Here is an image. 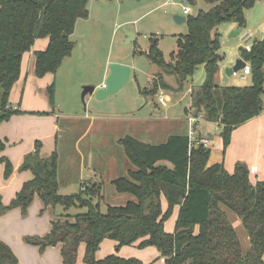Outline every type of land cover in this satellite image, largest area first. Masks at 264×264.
Here are the masks:
<instances>
[{"label": "trees", "instance_id": "obj_1", "mask_svg": "<svg viewBox=\"0 0 264 264\" xmlns=\"http://www.w3.org/2000/svg\"><path fill=\"white\" fill-rule=\"evenodd\" d=\"M89 1L0 0V124L21 112L12 108L9 97L20 77L23 54L31 50L36 39L48 37L46 49L35 52V74L42 77L55 73L74 49L71 35L77 20L89 16ZM205 1L212 7L187 15L188 32L177 37L178 49L171 53L170 60H166L157 39L146 54L162 73L174 75L182 88L197 68L204 66L206 77L199 88L192 90L191 106L195 114L218 123L226 148L235 128L264 111V37L254 41L250 49L240 51L251 65V85L220 86L216 81L222 59L217 27L229 21L244 26L245 11L257 0ZM156 82L153 94L160 84ZM48 91L50 96L54 94V83ZM6 143L0 139V152ZM120 143L133 164L127 175L112 181L117 193L133 196L125 204L109 205L103 213L100 200L104 196L99 184L89 183L77 193L60 194L58 153L41 157L42 143L36 141L35 149L24 156L20 166L21 170H31L34 177L24 182L9 204L3 203L0 194V214L15 207L26 213L35 195L45 206L61 205L65 210L76 205L87 207L85 212L75 214L73 221L68 213L61 215L64 219L53 221L45 235L25 237L40 250L62 244L64 264H76L82 242L85 264H146L115 253L97 259L95 253L105 239L115 240L117 250L136 242L140 248L154 246L166 264H264V180L253 183L245 163L237 162L233 172L223 163L208 165L210 148L191 142L188 134H172L159 144L126 135ZM0 162L5 163L4 176L8 178L13 164L7 157H1ZM94 198L98 201L93 202ZM176 206L179 213L175 229L168 232L165 222ZM227 209L237 215L247 233L246 250ZM18 262L11 247L0 240V264Z\"/></svg>", "mask_w": 264, "mask_h": 264}, {"label": "rangeland", "instance_id": "obj_2", "mask_svg": "<svg viewBox=\"0 0 264 264\" xmlns=\"http://www.w3.org/2000/svg\"><path fill=\"white\" fill-rule=\"evenodd\" d=\"M106 3L107 9L102 13L106 15V20L102 21L101 17L95 16V11L89 20L80 19L79 26L77 25L76 32L71 37L75 42L73 56L70 60H65L56 71L54 94L48 95L50 106L57 107L62 115L59 148L56 152L58 156H61V159L63 158L66 167L72 173L69 175L67 170L64 171L65 173L63 172L64 174L61 175L60 179L62 185L74 177L75 173L72 171L75 170L74 162L81 155L86 156L87 149L92 150L96 155L105 157L109 153L108 147L113 156L119 157L123 154L122 146L116 145L114 137L125 136L129 133L128 127L123 128L121 125L122 123L129 125V119L134 116L154 114V116L165 117L167 115L181 119L186 112L187 117L199 116L194 113L192 106L190 108L191 92L199 88L204 82L206 77L204 66H199L182 88L178 87L174 75L162 73V69L151 62L147 55L140 53V50L141 48L147 50L152 42L157 39L158 46L163 51L166 60H170L171 53L178 49L177 37L188 32L187 23H177L175 15L182 14L185 6H190L192 9L190 14L196 15L199 10H208L212 5L205 0H195L193 3L190 0H107ZM245 17L246 24L242 27L233 21L225 22L217 27L221 41L219 52L222 55L219 62L220 86H244L243 84L251 85L252 83L251 74L246 75V80H241L242 73L229 75L227 69L235 64L239 52L238 48H245L247 42H245L244 37L249 31L253 34V40L264 36V0H257L253 6L246 9ZM234 30L239 33L231 36ZM128 31L134 34L136 32L137 38L127 43L126 33ZM115 60L131 64L136 63L139 71L136 75L133 73L119 91L108 95L106 98H98L95 94L92 103H90L91 100L87 99L88 97L83 99V87L89 82L100 81L105 66L116 62ZM152 74H154L153 77ZM155 81L160 82V84L154 95L160 91L165 92L168 96L171 94L172 102L168 103V107L157 101L158 97L156 100L151 92ZM146 88H149L150 95L144 94L143 91ZM190 88L191 90L188 91ZM262 99L264 103V93ZM85 113L91 117H102L103 115L104 118L102 119L105 121L86 118L74 119L78 115H85ZM183 122L186 128L185 119ZM79 138L80 150L76 146ZM88 144L93 147L86 148ZM76 182L77 185L74 186L73 191L65 189L66 185L61 186L60 194L67 195L79 192V185L82 181ZM130 199H133L130 194H118L116 190L109 188L107 193L105 192L104 199L100 200V210L105 213L109 205H123ZM97 201L98 198L93 199V202ZM86 210L87 207L79 205L73 206L69 210H65L61 205L52 209L53 213L61 215L68 213L72 221L75 214ZM228 211L242 248L246 250L249 246L247 233L237 215L231 210ZM61 215H59V219H64V216ZM176 217V215H172L165 222L166 231H174ZM234 218L240 221V225L235 222ZM31 222L34 225L32 218ZM126 246L124 252L133 255L146 264H166L164 258L157 259L160 255L157 254L158 250L154 246L145 248ZM107 252L108 245L103 244L99 254L105 256L104 254Z\"/></svg>", "mask_w": 264, "mask_h": 264}, {"label": "crops", "instance_id": "obj_3", "mask_svg": "<svg viewBox=\"0 0 264 264\" xmlns=\"http://www.w3.org/2000/svg\"><path fill=\"white\" fill-rule=\"evenodd\" d=\"M106 2L107 0H90L88 4L89 16L87 18L80 19L89 20L91 17H93V11H95V16L101 17L102 21L106 20V15L102 14L107 9ZM181 15H185L187 17V15L184 14V7L183 13ZM80 19L76 22L73 34L76 32L77 25L79 26ZM131 33L132 32L129 31L126 33L127 40L131 39V41H134L137 38V33L135 32V34L133 33L132 37H129ZM252 38L253 34L251 32V39L247 41L245 47H247V45H252V43L256 40L262 39L255 38L253 40ZM48 44V37L38 38L36 39L31 50L23 54L20 77L15 82L9 97L12 108L18 109L21 112L13 114L9 120L0 124V139H5L7 142L5 150L0 152V158L7 157L13 164L12 174L8 178H5V163L0 162V194L2 196L3 203L6 205L9 204L20 191L24 182L34 177V174L31 170H21L20 166L23 163L24 156L35 149L36 141H41L42 143L40 155L43 158L50 157L51 154L54 151H58L59 148L60 120L62 115L60 114L61 111L57 107L55 108V106H50L48 96V88L52 83H54V81H56L57 72H48L44 76L38 77L35 74L34 68L35 52L46 49ZM149 48L147 50L141 48L140 53L147 55L146 52H148ZM238 50L239 52L237 53V58L242 57L240 54V47ZM72 56L73 51L71 55L67 56L63 60V63L67 59L70 60ZM115 61L117 63L126 64L131 67V75L129 79L132 77L133 73L136 75V73L139 71L136 63L131 64L121 60ZM110 65L111 64L105 66L100 81L89 82V84L85 85L93 86L95 87V90L92 93H87L84 98L82 97L83 99L88 97L87 99H89V101L91 100L90 103L93 102L92 100L95 98L94 96L96 91L103 88V85L110 74ZM153 75L154 74H152V77ZM219 80L220 66L216 74V81L218 84ZM241 80H246V76H241ZM243 85L248 86L247 84ZM148 90L149 88H146L143 91L144 94L150 95V93H146ZM190 90L191 88L188 91ZM157 95L158 94L154 95L156 100L158 97ZM169 97L170 101L172 102L171 94ZM191 104L192 103H190V108ZM165 107H168V105ZM186 113L181 119H176L179 117H168L167 115L165 117L160 115L154 116V114L149 116H134L133 118L129 119V125H127V123H122L121 127H128L127 129L129 133L127 135L134 136L146 143L159 144L166 141L167 138L172 134H187L188 123L186 119ZM83 118L91 120L96 119L102 122L105 121L102 119L104 118L103 115L102 117H91L87 113L82 116L78 115L74 119L76 120ZM184 119L186 122V128L185 123L183 122ZM196 132L200 138H208L210 140L209 148L211 152L208 165L223 163L227 171L233 172L236 163L243 162L250 170V178L253 183L264 180V111L258 116L235 128L232 131L230 143L226 148H224L223 138L220 134V129L217 122L208 121L203 118L197 125ZM123 137L124 136L114 137L116 145L122 146L120 139ZM79 140L80 138L76 143L78 150H80ZM89 147L93 146L88 144L86 148ZM87 150L88 153L86 156L81 155L74 162L75 170H72L75 173L74 177L71 178L70 181H65L63 184L64 186L66 185L65 189L68 191H73L74 186L77 185L75 182L77 181L76 183H78V180H80L82 182L80 183V189L78 190L84 189L85 184H99L104 196L105 192L107 193L109 188L115 190L112 183L114 179L127 175L129 169L133 168V164L128 160L124 148L123 154H121L119 157L113 156L109 147L107 150L109 152L107 153V157L96 155V153L90 149ZM78 153L80 152L78 151ZM62 159L61 156H59L60 162L58 167V177L60 187L63 186L60 179L61 175L65 173L64 171L67 170L69 175L72 174ZM163 207L164 209L167 208V201L164 197ZM53 208L54 207L52 206H45L40 196L35 195L26 213H23L20 207H15L3 214H0V240L11 247L18 258V264H64L61 255L62 244L59 243L54 246H48L44 250H40L39 246L28 243L25 240L27 235L42 236L50 231L52 222L59 219V215H61L55 212L53 213ZM178 213L179 206H176L174 208L173 215L178 216ZM227 214L229 216L228 209ZM31 218L34 220V225L31 222ZM234 219L235 222L240 225V221L237 218ZM103 244L108 245V252L107 254H104L105 256L113 252L121 257H133V255L124 252L126 251L125 248H127V246H122L117 250V242L115 240L105 239L101 243L100 248L95 253L97 259L105 257L99 254ZM132 246L138 247V242L132 244ZM84 254L85 243L82 242L79 246L76 264H85L83 260ZM157 254L160 255V252L158 251ZM159 258L163 257L158 256L157 259Z\"/></svg>", "mask_w": 264, "mask_h": 264}, {"label": "water", "instance_id": "obj_4", "mask_svg": "<svg viewBox=\"0 0 264 264\" xmlns=\"http://www.w3.org/2000/svg\"><path fill=\"white\" fill-rule=\"evenodd\" d=\"M175 20L177 23H183L187 21V17L185 15L177 14L175 15ZM238 33L239 32L237 30H234L231 33V36L237 35ZM132 36L133 33L129 35V37ZM128 41H131V39L127 40V42ZM242 48L243 47H240V50H242ZM245 65H246V61L242 57H238L235 61V64L227 69V73L229 75H232L234 74V72H238L241 69H243ZM130 75H131V67L129 65L117 63V62L112 63L110 65V74L105 81L106 86L101 89H98L96 91V96L98 98H105L107 95L119 91L120 88L127 82ZM94 90L95 87L93 86L84 87L82 97L84 98V96L87 93H92L94 92Z\"/></svg>", "mask_w": 264, "mask_h": 264}, {"label": "built area", "instance_id": "obj_5", "mask_svg": "<svg viewBox=\"0 0 264 264\" xmlns=\"http://www.w3.org/2000/svg\"><path fill=\"white\" fill-rule=\"evenodd\" d=\"M191 13V7L190 6H185L184 7V14L188 15ZM245 41L247 42L248 40L251 39V32L249 31L246 36L244 37ZM247 49L251 48V45H247L246 47ZM241 74L242 77H245L248 74H251V65L249 62L246 61V65L243 69H241L238 72H234V74ZM106 84L104 83L103 87H105ZM158 101L163 105V106H167L168 103L170 102V97L168 96V94H166L163 91H160L158 93ZM203 115L200 114L199 116H194L191 115L189 117H187V123H188V137L190 139L191 142L196 141V143H202L204 144L206 147H209L210 145V140L208 138H198L197 137V132H196V127H197V123L200 122L203 119Z\"/></svg>", "mask_w": 264, "mask_h": 264}]
</instances>
